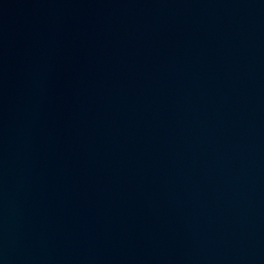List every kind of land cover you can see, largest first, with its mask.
I'll return each mask as SVG.
<instances>
[{
    "label": "water",
    "instance_id": "water-1",
    "mask_svg": "<svg viewBox=\"0 0 264 264\" xmlns=\"http://www.w3.org/2000/svg\"><path fill=\"white\" fill-rule=\"evenodd\" d=\"M0 264H264V0H0Z\"/></svg>",
    "mask_w": 264,
    "mask_h": 264
}]
</instances>
